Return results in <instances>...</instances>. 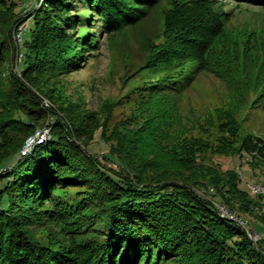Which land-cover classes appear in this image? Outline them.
I'll return each mask as SVG.
<instances>
[{"label": "trees", "instance_id": "trees-1", "mask_svg": "<svg viewBox=\"0 0 264 264\" xmlns=\"http://www.w3.org/2000/svg\"><path fill=\"white\" fill-rule=\"evenodd\" d=\"M165 1L164 30L134 74L148 77L130 91L132 99L156 101L159 115L140 131L111 132L120 101L100 113L58 102L56 81L85 66L103 31L137 30ZM234 1L264 8V0ZM225 8L219 0H0V264H264L248 226L224 218L203 194L213 188L219 204L248 216L264 195L250 196L237 173L207 162L209 143L170 148L167 131L157 138L163 117L170 123L178 110L179 84L206 72L211 52L222 47L233 66H243L239 44L223 39L231 20ZM251 84L264 103V77ZM218 120L226 139L215 154L246 152L253 167L264 166V140L239 141L230 112ZM45 128L50 139L23 154ZM98 132L109 156L91 150Z\"/></svg>", "mask_w": 264, "mask_h": 264}, {"label": "rangeland", "instance_id": "rangeland-1", "mask_svg": "<svg viewBox=\"0 0 264 264\" xmlns=\"http://www.w3.org/2000/svg\"><path fill=\"white\" fill-rule=\"evenodd\" d=\"M219 1L224 8L226 6V12H231V20L227 23L223 39L239 44L240 55L243 51L242 60L240 59L243 66H233V62L225 57L222 47L211 52L213 57L211 53L207 57V71L196 76L194 71L188 77L190 80L195 76L191 85H188V81L179 84L181 98L178 100V110L174 112V119L170 123L163 117L162 131L157 138L160 139L162 132L167 131L170 139L164 141V145L171 146L170 148L183 144L185 140L198 139L209 143L213 150L203 155L207 162L217 168L237 173L242 182L241 189L256 197L259 194L264 195V166L253 167L252 159L246 152L230 158L217 156L215 152L226 139L218 120V114L223 112H230L236 118L240 127L239 141L246 137L264 140V103L260 100L261 91H253L254 84L248 85L254 83L256 77H264V68L261 67L263 62L260 61L264 55V8L234 0ZM167 8L168 1H165L137 30L126 29L114 36H109L103 31L99 37V49L94 56L87 58L85 66L71 75L59 77L56 81L58 102L66 106L81 103L87 111L100 113L106 104L120 101V105L112 110L109 122L111 132L115 128L123 132L140 131L145 121L159 115L158 109L161 106H157L156 101H145L143 96L138 94L132 99L130 91L133 86L142 85L148 77L147 72L134 74L144 64L146 48L150 41L160 38L164 30V13ZM27 27L28 24H24L15 33L16 44L21 42L18 36L26 32ZM215 62L219 65L214 67ZM214 68L219 70V73ZM44 103L58 114H62L63 111H59L57 105L48 100ZM144 105L146 110L142 113ZM161 116L162 114L159 117ZM167 124L174 126L169 127ZM49 139L50 134L45 142ZM234 141L235 139H232L231 143ZM91 150L99 156H109V146L103 142L101 132H98ZM13 164L10 162L8 165L11 167ZM114 168L117 166L114 165ZM255 186L263 191H255ZM209 191L211 194L203 195L217 204V207L227 211L223 217L232 219L231 221L238 225L247 222L253 236L251 238L248 234L249 238L259 251L264 250V201L262 207L254 209L253 216L240 215L219 204L218 197L213 196L216 193L213 188Z\"/></svg>", "mask_w": 264, "mask_h": 264}, {"label": "built area", "instance_id": "built-area-1", "mask_svg": "<svg viewBox=\"0 0 264 264\" xmlns=\"http://www.w3.org/2000/svg\"><path fill=\"white\" fill-rule=\"evenodd\" d=\"M18 38H19L20 41H21V40H22V34H20V35L18 36ZM49 134H50V129H48V128H45L44 130L39 131V132L37 133V135H36L35 138L29 140L27 147H26L25 150L23 151V154H26L28 151H30V149H31L32 147L36 146L37 144H41V143L45 142V139L48 138ZM32 140H35L34 143H31ZM35 143H36V144H35ZM32 144H33V145H32ZM255 187H256L255 191H257V189L263 191L262 188L257 187V186H255ZM218 209H219V212L221 213V215L225 217L227 211H226L224 208H221V207H219ZM234 216H235V215H234ZM228 218H229V217H228ZM235 218H237V217L235 216ZM229 219H230V218H229ZM231 220H232V219H231ZM242 223H243V224H241L242 226H241V225H240V226H241L242 228H245V229H246V228H247V224H246L247 222H245V223L242 222ZM248 234L250 235L251 238H253L251 232H249Z\"/></svg>", "mask_w": 264, "mask_h": 264}, {"label": "water", "instance_id": "water-1", "mask_svg": "<svg viewBox=\"0 0 264 264\" xmlns=\"http://www.w3.org/2000/svg\"><path fill=\"white\" fill-rule=\"evenodd\" d=\"M37 135V134H36ZM36 135L34 136V137H32V138H30L29 140H31V139H33V138H35L36 137ZM29 140H28V142H29ZM28 142H27V145H28ZM27 145H26V147H27ZM25 147V148H26ZM24 151V150H23Z\"/></svg>", "mask_w": 264, "mask_h": 264}]
</instances>
